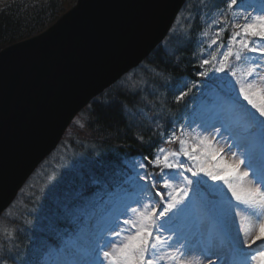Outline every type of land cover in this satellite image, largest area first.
<instances>
[{"label":"trees","instance_id":"16d2710c","mask_svg":"<svg viewBox=\"0 0 264 264\" xmlns=\"http://www.w3.org/2000/svg\"><path fill=\"white\" fill-rule=\"evenodd\" d=\"M230 2L187 0L167 39L141 65L147 71L134 70V81L124 77L78 116L58 149L1 217L0 264H53V260L63 259L60 252H70L69 242L92 226L100 210L126 191L140 193L153 214L163 212L171 202L168 193L172 189L163 188L161 175L165 179L176 177L169 183L180 203L161 215L164 227L154 237H148L146 247L152 250V264H176L169 262L174 261L169 252L176 249L182 255L185 251L188 238L196 230L193 200L202 203L200 209L209 208L215 215L236 209L231 202L235 197L227 194L228 185L211 179L198 168V164L206 167L209 162L201 140L210 127L213 108H221L239 96L240 103L261 120L239 93L237 80L251 83L254 76L245 74L255 64L264 66V57L241 49L240 37L235 43L230 42V37L240 31L236 11L251 4L264 12V0H236L229 8ZM76 3L77 0H0V51L45 32ZM247 39L249 47H264L259 38ZM228 47L233 55L226 62L228 66L219 71ZM237 50L241 52L240 60L235 58ZM204 60L209 63L204 64ZM231 70L237 75L232 76ZM229 81L234 92L224 87ZM131 87L139 91L129 92ZM256 131L255 127L249 134ZM173 136L178 139L170 142ZM181 140L185 142L184 149L200 157L199 161L183 155ZM160 148L180 153L175 158L169 156V161L178 160L183 167L169 169L153 163ZM140 164L145 167L140 168ZM137 175L147 179L129 182V176ZM227 175L225 178H232ZM185 205L183 213L174 215ZM134 235H128L116 250Z\"/></svg>","mask_w":264,"mask_h":264},{"label":"water","instance_id":"95a60500","mask_svg":"<svg viewBox=\"0 0 264 264\" xmlns=\"http://www.w3.org/2000/svg\"><path fill=\"white\" fill-rule=\"evenodd\" d=\"M187 0H77L0 51V219L77 117L166 40Z\"/></svg>","mask_w":264,"mask_h":264},{"label":"snow or ice","instance_id":"6c2138e0","mask_svg":"<svg viewBox=\"0 0 264 264\" xmlns=\"http://www.w3.org/2000/svg\"><path fill=\"white\" fill-rule=\"evenodd\" d=\"M236 4V0H231L228 4V7L231 8L232 5ZM255 11V10H253ZM245 23L241 25H236V27L240 28V31H235L232 33L230 37V42L235 43L237 42V37H240L238 41L241 45V49H248L249 52L252 53H260L262 57H264V47H249V41L247 37H256L259 38L261 42H264V14L255 15L251 18L245 16ZM249 19L251 22H248ZM223 30V29H222ZM241 32L244 34L241 36ZM213 43H216L213 40ZM255 44V41H253ZM233 55V51L231 47H228V51L224 53V59L220 62L219 71H223L225 67H227V61L230 56ZM235 58L237 60L241 59V52L237 50L235 53ZM215 59V57H213ZM204 64H208V60L203 61ZM141 71H147L145 67L141 65H137ZM260 68V64H255L252 67H249L246 76H254L253 81L251 83H246L244 79H238L237 83H239V93L243 96L244 101H247L248 105H251L253 109H255L261 117H264V88H260L257 83L256 79L258 78L260 81H264V75H260L257 72V69ZM137 73L135 71L126 74V80L132 82L135 80ZM203 75V73H201ZM231 75L236 76L237 73L235 70H231ZM225 88L231 89L233 92L235 91L234 86L231 82H227L224 85ZM129 92L136 93L139 91L138 87H131L128 88ZM237 108L243 109L247 117V125L246 129L252 126H255L257 131L256 133L250 136H244L237 134L234 136L235 147L238 149H243L241 155L245 157L248 161L247 166L253 169V177L256 184L264 186V120H260L256 117V115L249 111L243 104L240 103L239 96H234L231 98V103L225 104L221 107V109L214 115L213 119H218L221 123L220 126L224 128L225 132H229L231 135L232 133L229 131L230 124L233 120V115L236 112ZM212 127H215L213 124ZM178 137L173 136L170 142H175ZM184 141H180L181 144V152L183 155L188 156L189 159L192 160H200L198 156H192L190 153L184 149ZM201 143H206V138L201 140ZM259 149V163H260V170L257 171L254 167V153L255 150ZM158 155L155 157L153 163L156 165L163 164L166 168H176V167H183L182 164L179 163L178 160L175 162L169 161V156L175 158L180 153L177 152H166L164 148L158 149ZM162 154V159L161 155ZM208 154L211 155L213 158L217 155L214 150L208 151ZM235 155V154H234ZM147 159V158H145ZM244 160H239L238 162H234L232 165H225L221 167L222 162H219L216 165H210L205 167L203 163L198 164V168L200 172H203L205 175L209 176L213 180H220L222 179L225 184L228 185L229 190L232 192V195L235 199L242 204H244L249 211L250 217H255V222L251 221L249 217H242L244 220H248V225L244 227V236L245 240H241L239 234L231 235L230 234V225L228 221L227 214H221L220 216V224L221 230L225 235L228 236V252L233 256H240L244 257L241 260H225L223 264H245L248 253H245L243 250V246L247 244L249 247L251 245L256 244L258 241L264 243V191H261L260 188H253L247 187L244 185V178L248 176L247 172L242 174L238 173L236 170L239 168L240 164H243ZM132 169L135 170L136 164L135 162L131 165ZM140 168H144V164L139 165ZM227 169L234 173L231 179L225 178L222 173ZM191 171V169H188ZM195 174V173H194ZM182 175V173H181ZM176 177L172 176L168 179H165L163 175H161L160 179L163 180V188L165 189H172V192L176 190L172 188V185L169 183V179H175ZM144 180L147 179L146 176H129V182L135 184L136 180ZM93 183H100L98 180H94ZM155 186V185H153ZM183 192V190H181ZM172 192H169L168 195L171 198V202L168 203L167 207L161 212V215H165L171 209L175 208L178 203H180L178 197L173 196ZM160 195V193H157ZM187 205L183 208L177 209V213L174 215H179L183 213ZM136 212V209L132 210ZM239 215V213H237ZM140 221L139 222H131L134 227L137 226V231L134 236L129 237L128 243H126L122 248L118 250H114L113 253L104 252L103 255L105 258L110 260V264H144V256L145 252L147 251V244H148V237L152 235V232L149 230L153 221V213L149 211L147 206L144 207V211L140 213ZM171 219V218H170ZM126 224L130 223V221H125ZM160 227H164V225H160ZM157 241H159V237H156ZM71 242H69L70 244ZM107 241H105V247L108 246ZM100 247L99 241H97L96 245L90 250L87 255H91L95 253V259H84V258H76L75 255L72 258L65 257L63 259H55L53 260V264H102L98 260V251L97 249ZM153 248L156 247L155 244L152 245ZM258 264H264V251L258 252ZM252 259H257L256 256H253ZM27 264H32L31 261H28ZM146 264H152L151 260H148Z\"/></svg>","mask_w":264,"mask_h":264},{"label":"rangeland","instance_id":"374dc122","mask_svg":"<svg viewBox=\"0 0 264 264\" xmlns=\"http://www.w3.org/2000/svg\"><path fill=\"white\" fill-rule=\"evenodd\" d=\"M259 12L258 8L251 4L240 7L235 13L237 24L242 26L245 23V16L251 18L255 15L262 14ZM248 22H251V20L249 19ZM257 72L264 75V67L260 65ZM256 80L257 85L260 88H264V81H260L258 78ZM217 112L213 114V117ZM242 113H244L243 110ZM242 116L244 118H240V114L238 112L234 113L233 120L229 128V131L232 133V137L227 143L223 142L226 137L230 135L229 132H225L224 128L220 126L221 122L218 119H212V124H210V127L207 128L203 134V140L206 138V143L203 146L209 160V162L206 163V167L214 165V163L218 164L219 162H222L221 167H224L225 165H232L234 162H238L239 160H244L245 162L240 164L239 168L236 170L240 174L244 172L248 173V176L244 178V185L247 187L260 188L261 191H264V186L256 184L253 177V169L247 166L248 161L243 155H241L243 149L235 147L234 136L237 134L245 136L248 130L251 131L254 129L252 126L245 130L247 119L244 114ZM261 120H264V117H261ZM213 124L215 127H212ZM210 150H214L217 153L214 158L208 154V151ZM209 157L213 159V163H210L211 159ZM254 167L257 171H259L260 163H257V161L254 162ZM227 174L232 177L234 175V173L225 169L222 175L226 176ZM227 194L232 195V192L229 190L227 191ZM142 208V198L136 193H127L117 198L107 209L99 212L101 214H99L100 219L98 222L91 229L85 231L84 234L77 241H75V243H73V256L75 255L76 258L95 259V253H92L91 255L87 254L96 245L97 241H99L100 247L97 249L99 253L98 260L102 262V264H110V260L105 258L103 253L109 252L114 248L113 244H115V242L117 244L120 239L119 236L121 232H128V229L133 230L132 223L126 224L124 220L129 216V219L132 221H139L141 213L140 210ZM133 209H136V212H133ZM249 211L250 210H248L244 205L243 208L234 209V211L227 216L230 225V234L234 236L238 233L241 240L246 239L243 229L248 225V220H244L242 217H249L251 221L255 222V217H250ZM237 213H239V215ZM107 218H109V222L104 228L100 229L101 225ZM206 223L207 222H205V224ZM211 223L212 224H210L206 229L205 227L207 224L204 225V229L202 231L199 230L198 234L193 235L186 242V249L183 255H180L178 250L172 249L169 254L174 261L169 262H175L176 264L179 262L181 264H212V262L215 264H223V261L226 259H244V257L229 254L228 238L221 230L220 222L212 221ZM89 233L90 236H88ZM89 237L90 240H88ZM105 241L109 242L107 247L104 246ZM243 250L245 253H248L245 264H258V252L264 251V243L258 241L256 244L251 245V247L245 244L243 246ZM253 256H256L257 259H252Z\"/></svg>","mask_w":264,"mask_h":264},{"label":"bare ground","instance_id":"6f19581e","mask_svg":"<svg viewBox=\"0 0 264 264\" xmlns=\"http://www.w3.org/2000/svg\"><path fill=\"white\" fill-rule=\"evenodd\" d=\"M108 222H109V218H107V219L103 222V224L101 225L100 229L104 228ZM88 236H90V233L88 234ZM88 236H87V237H88ZM88 240H90V237H89ZM81 257H83V256H81Z\"/></svg>","mask_w":264,"mask_h":264}]
</instances>
